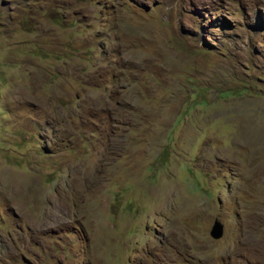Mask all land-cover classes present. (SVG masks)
I'll list each match as a JSON object with an SVG mask.
<instances>
[{
    "label": "rangeland",
    "instance_id": "obj_1",
    "mask_svg": "<svg viewBox=\"0 0 264 264\" xmlns=\"http://www.w3.org/2000/svg\"><path fill=\"white\" fill-rule=\"evenodd\" d=\"M0 264H264V0H0Z\"/></svg>",
    "mask_w": 264,
    "mask_h": 264
},
{
    "label": "water",
    "instance_id": "obj_2",
    "mask_svg": "<svg viewBox=\"0 0 264 264\" xmlns=\"http://www.w3.org/2000/svg\"><path fill=\"white\" fill-rule=\"evenodd\" d=\"M223 231H224L223 224L218 219H215L210 228V232H209L210 236H212L215 239L221 238L223 235Z\"/></svg>",
    "mask_w": 264,
    "mask_h": 264
}]
</instances>
